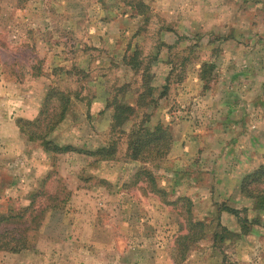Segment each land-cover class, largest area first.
<instances>
[{
    "label": "rangeland",
    "instance_id": "1",
    "mask_svg": "<svg viewBox=\"0 0 264 264\" xmlns=\"http://www.w3.org/2000/svg\"><path fill=\"white\" fill-rule=\"evenodd\" d=\"M143 2L147 21L123 0H0V212L27 207L35 193L33 209L67 196L33 247L0 251V264H173L184 198L204 226L184 264H264V212L239 193L242 178L264 165V0ZM134 51L142 67L150 64L156 100L136 121L148 115L173 138L160 161L126 158L131 123L125 133L110 129L106 101L131 104L140 84L123 61ZM202 63L214 66L207 83L198 77ZM52 88L71 92L72 101L57 141L89 148L115 141L113 160L48 156L21 136L16 120H34ZM140 168L165 196L142 179L134 184ZM222 205L247 208L243 216L259 223L243 235ZM220 227L235 235L218 243Z\"/></svg>",
    "mask_w": 264,
    "mask_h": 264
},
{
    "label": "trees",
    "instance_id": "2",
    "mask_svg": "<svg viewBox=\"0 0 264 264\" xmlns=\"http://www.w3.org/2000/svg\"><path fill=\"white\" fill-rule=\"evenodd\" d=\"M126 6L129 7L132 14L141 15L144 20L148 19V6L143 0H123ZM124 64L130 67L133 74L139 75V87L136 88L135 99L130 104L127 100H117L114 96L111 100L106 101V107L111 108V124L110 129L113 132H124V128L130 125L126 135V158L131 161L155 162L160 161L170 150L173 143V138L169 126L163 123H157L153 126L149 125V116L143 117L136 121L138 109L147 104L154 103L156 100L152 98L154 88L150 85V64L147 63L142 67V60H139V52L134 51L130 56H124ZM212 64L202 63L199 68L198 77L201 81L207 83L208 76L213 69ZM182 78H180V81ZM170 84L169 77L165 78V83L162 90H166ZM130 84L121 85L117 91H125ZM150 98V101L147 102ZM72 105L71 92L50 89L45 96L42 108L37 117L32 121H23L21 118L16 120V125L19 133L28 142L38 144L41 150L48 156H58L62 154H78L86 157H93L96 160L108 161L115 158L117 150V142L108 141L104 144H99L89 148L86 144L78 146L70 143H60L54 136L57 127L65 120L70 107ZM136 121V122H135ZM144 177V178H142ZM49 177H44L41 184ZM144 181L151 187L150 192L165 196L166 192L159 187L154 180L153 174L145 168H140L134 175V184ZM261 186V188H260ZM259 187V188H258ZM264 165H260L251 173L246 174L239 185L240 195L250 201L251 210L254 212H264ZM37 193L31 196L30 204L27 207L9 208L5 212H0V251L8 253H17L22 250L32 248L31 243L34 241L36 234L46 215L52 211H56L66 202L67 196L60 198L57 195L48 196L47 203L42 209H33ZM177 198L175 201H179ZM187 202V209L183 214L184 233L175 238L173 251V264H184L187 254L191 246H194L199 240L204 237L203 224L193 220L191 216L190 201L186 198L182 199ZM174 202H166L173 204ZM219 211L226 212L234 216L240 226L241 234L246 235L252 225L258 224L255 218L249 219L246 215L247 208L235 209L230 206L222 205ZM29 224L27 227L23 225ZM221 233L213 235L214 240L218 243L226 241L230 235L235 234L228 231L226 228L220 227Z\"/></svg>",
    "mask_w": 264,
    "mask_h": 264
}]
</instances>
